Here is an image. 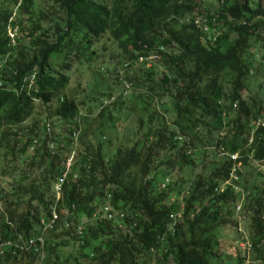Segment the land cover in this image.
<instances>
[{
	"label": "trees",
	"instance_id": "obj_1",
	"mask_svg": "<svg viewBox=\"0 0 264 264\" xmlns=\"http://www.w3.org/2000/svg\"><path fill=\"white\" fill-rule=\"evenodd\" d=\"M206 1L0 0V242L43 240L41 260L10 246L0 264H241L247 250L264 264V169L244 176L264 162V123L253 127L264 106L243 96L264 57V0ZM203 13L211 42L192 21ZM104 34L124 60L104 71L119 91L85 105L65 90ZM130 87L136 112L119 119ZM230 171L236 189H219ZM106 203L121 216L102 217ZM237 214L249 240L225 251L220 229Z\"/></svg>",
	"mask_w": 264,
	"mask_h": 264
},
{
	"label": "rangeland",
	"instance_id": "obj_2",
	"mask_svg": "<svg viewBox=\"0 0 264 264\" xmlns=\"http://www.w3.org/2000/svg\"><path fill=\"white\" fill-rule=\"evenodd\" d=\"M207 1L206 3H209L208 5H210L211 1L210 2ZM93 47L95 49V54L88 61V63L84 62L83 64L78 65L77 68L73 70L72 73H70L68 88L65 90V92L69 94L68 90L74 89L75 96L85 100V105L91 102L90 99H88V96L90 95H93L95 93L99 94V92H102V96H105L106 94L115 95L119 91L120 86L113 80L112 78L113 76L111 74H107L104 71H105V67H107L108 69H112L113 67L119 68L121 64L124 62V60L121 59L119 51L115 48L114 44H112L110 39H107V34L101 36L98 42L94 44ZM254 52L259 57L260 51L254 50ZM258 57L255 56V59H259ZM96 66H98L99 73L95 71ZM139 68H140L139 65H134L133 67L128 69V72L142 78L143 77L142 73L139 71L141 69ZM263 81H264V57L262 60L257 62V68L254 74V78L249 79L247 81L246 88L243 90V96L248 99L249 103L251 102L250 100H252L254 103L260 102L264 106V87H260L258 85L260 82L262 83ZM82 87H85L86 94H84V91L80 90ZM91 90H95V92ZM139 91H140L139 88L130 87L128 93L130 94L133 93V97L123 99L122 103L118 105L117 109L120 115L119 119H122L126 112L129 111L131 113L132 103H136L138 105V101L136 100L137 97L135 95H138ZM81 112H83V110H81ZM135 112L136 110L134 112L132 111L131 115L133 113L135 114ZM92 115H87V118L90 120H94V118H92ZM165 116L167 117V113H165ZM121 130H122L121 128L117 130L116 134L118 137L115 140H112V144H114L113 149L115 147V143L120 141L119 138L121 137ZM200 152L201 151L199 149L196 150L193 149V154H197ZM256 166L262 169L261 167H264V162L260 163V165L246 164L244 168L245 171L244 176L245 177L252 176L253 170L256 169ZM254 183L258 184V181L254 180ZM234 219L236 225L235 227L228 226L220 229L221 237H223L222 246L224 247L225 251L234 252L233 247L235 246V241L237 238L238 240L239 238L240 239L244 238L246 240L247 239L249 240L247 229L244 226L245 221L243 217L237 214L236 218ZM238 256L243 257L241 260V264L258 263V261L255 260V253L253 251H249V250L245 252L238 251ZM167 264H172V263L168 261Z\"/></svg>",
	"mask_w": 264,
	"mask_h": 264
},
{
	"label": "built area",
	"instance_id": "obj_3",
	"mask_svg": "<svg viewBox=\"0 0 264 264\" xmlns=\"http://www.w3.org/2000/svg\"><path fill=\"white\" fill-rule=\"evenodd\" d=\"M185 21H188V18H186ZM192 21L194 24L198 25L202 29V31L205 33V35L209 38L210 42L216 38V35L218 34L219 30H218V27L216 26V24L214 23L213 18H211V23H208L207 17L203 13L202 15L194 17ZM8 34L10 37H12L11 32H9ZM159 48L161 49L162 47H159ZM155 58H157L156 54H150L146 59L147 60H153ZM138 60L141 61V58H138ZM32 78H33V74L30 75L28 81L31 82ZM124 87L126 88L127 85L124 84ZM233 106H234V104H233ZM263 123H264V113L260 114L255 119V121L253 122V127H256L258 125H263ZM46 129H48V126H46ZM219 135H221V133H219ZM227 155H228L229 159H236V156H237L236 152L228 153ZM71 159H72V153L69 154L68 158L66 159V161L64 163L63 170L56 177V181L54 183V192H55L56 198L59 197L60 186L64 182L66 172L68 170ZM237 165H238V163H237ZM257 165H260V163H257ZM261 168L264 169V167H261ZM236 180H237V177H236L235 173L233 171H230L228 174V177L225 180H223L221 183H219V189H223L227 185H229V186L231 185V186H233L234 189H236V185L234 184V182ZM166 182H167V178H165L162 181L160 186L163 187V185ZM172 199H173V197L171 198V200ZM177 201H178L179 207L181 208L182 205H181V197L180 196L178 197ZM238 209H239V205H236L235 210H238ZM178 214H179V211L177 213H171V214H169V218L172 219V221H175V219H176L175 217ZM115 215L121 216V213H116V212H113L112 210H110L108 203L102 204V206H101V216L102 217H104L106 219H112L113 217H116ZM56 219H57V213L54 210V208L51 207L50 216L46 220L40 221V223L42 225V229H51L53 227ZM169 228H171V227L169 226ZM76 230H77L78 234H81L82 228L79 224H77ZM42 245H43V240H42L41 235L30 236V237H27L24 239H19L13 244L10 241H3V242H0V253L2 252V250L4 248L14 246L18 250H31L33 253H36V255L38 256V260H41ZM237 245L242 249L249 246L247 241H239L237 243ZM138 264H143V263L139 262Z\"/></svg>",
	"mask_w": 264,
	"mask_h": 264
}]
</instances>
